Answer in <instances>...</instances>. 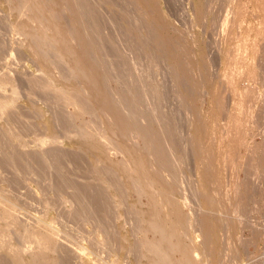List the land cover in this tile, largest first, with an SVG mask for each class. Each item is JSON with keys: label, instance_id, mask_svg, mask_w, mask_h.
Returning a JSON list of instances; mask_svg holds the SVG:
<instances>
[{"label": "bare ground", "instance_id": "6f19581e", "mask_svg": "<svg viewBox=\"0 0 264 264\" xmlns=\"http://www.w3.org/2000/svg\"><path fill=\"white\" fill-rule=\"evenodd\" d=\"M117 1L0 0V11L5 14L1 27L4 26L11 32L9 39L0 38V65L5 67L4 73L0 75V172L4 173H0V264H27L24 256L35 259L43 252L61 257L59 254L63 247L61 250L62 245L57 241V236L60 234L54 227L55 224L59 225L61 220H68L73 223V226L74 224L76 226L77 224L91 225L92 229L88 234L93 235L94 241L101 244L102 247L94 242L103 249V252L99 250L105 253L107 258L113 256L112 252L118 249L125 250L124 253L132 255L137 260L145 258L147 264H199L196 260L199 250L193 247V240L190 239L187 244L177 239L173 241V237L177 235L183 237L182 235L185 234L187 237L186 232L190 227L194 232L197 230L201 232L199 236H202V240L199 246L209 250L207 217L191 219L186 216L187 214L182 216L177 205L176 197L181 196L184 190V182L180 177L181 170H184L182 168L185 166L183 156L188 155H184L185 151L182 152L181 149L183 154L181 156L179 147L180 154H175L174 146L177 143L175 127L171 126L168 116L161 107L164 100V86L152 73L156 71L153 68L156 64L155 57L158 56L152 57L151 51L155 49L162 52L164 41L148 33L149 30L152 31V28L148 30L145 27L146 22H143V16L140 17L142 22L139 21L135 11L133 12L135 16L131 15L128 13L132 11H129L130 8L127 10L125 6L119 5L124 1L120 0L119 3ZM132 1L129 0L131 3ZM127 3L124 2L123 5ZM104 4L114 7L121 15L117 18L121 17L123 26H121L122 23L119 27L117 26L118 31L112 27L115 32H118L117 38H119L116 41L104 32V21L99 14L103 11L99 12ZM104 8L107 7L104 6ZM137 9L140 10V7ZM153 11L151 9L150 12L153 14ZM114 15L113 12L109 16L114 18L118 14ZM115 19L111 20L113 24L118 21ZM120 26L123 29L119 30ZM120 42L126 46H120ZM167 43L166 41L165 45L169 50L171 44ZM106 44L109 45V51L106 50ZM17 50L26 53L28 59L30 58L36 65V69L27 78L29 80L28 98L31 99L29 94L34 96L33 94L37 91L44 101L39 108H36L35 102L29 100V110L26 113L18 110L20 93L14 82L12 67H9L17 62L18 56L15 55ZM174 50L173 48L169 50L172 56H176ZM5 52L8 53V58L5 57ZM108 52L114 53V57L110 58ZM142 54L147 56L146 62L142 61ZM11 56L14 57L12 60ZM161 56L162 53L159 54V58ZM162 57L165 55L163 54ZM178 63L180 64L181 61ZM204 65L202 62L201 70ZM182 67L181 71H178L179 76L176 74V79L178 81L183 79L180 82L184 79L192 82L188 74L189 69L183 64ZM206 76L207 74L203 73V77ZM71 80H74L75 84ZM184 85L186 86L187 83ZM191 91L190 88L187 90V92ZM180 92L179 97L184 96ZM244 93L245 101L254 100L255 92L251 88H247ZM182 100L186 99L183 97ZM94 110L99 113L101 121ZM88 113L93 114L94 119V116L98 117L96 119L100 122V127L93 125L95 120L91 118L92 116L89 115L91 120L85 118ZM256 118L258 127L261 126V130L264 131V106ZM231 120L230 128L235 129L236 126L241 127L243 124L241 117L234 116ZM37 126L44 128V134L37 133L39 132L35 130ZM237 127L238 132L241 129ZM60 139L69 142L76 140L80 146L93 147L92 149L102 154L101 157L96 155L94 166L86 167V171H83L84 175H81V171L79 172V177L85 179L84 181H78L75 178L78 175L65 168L64 158L71 156L73 159L71 160L79 164L80 156L74 153L69 154L68 151L61 149ZM182 139L180 138L179 141ZM229 140L232 139L229 138ZM238 144L242 145L241 139ZM109 147L114 150L115 155L120 154L121 158L115 159L114 156V158L110 156ZM250 151L247 161L253 164L252 168L255 169L257 166L264 168V160L258 155L259 152H264V139ZM141 155L148 161L149 168L146 167V162ZM261 174L263 173L258 175L261 176ZM45 180L48 182L45 183ZM236 183L233 184L235 185L233 187L234 207L235 211L240 212L241 215V212L247 211L248 202L254 193L248 181ZM32 184L36 185L35 188L40 191L38 203L44 209L41 216L43 219H34L35 223L25 222L26 219L21 220L17 214L20 201L16 195L22 193L23 189H30ZM259 190L264 197V177ZM131 192L147 198L146 212L137 210L133 205L135 203L127 206L125 201ZM198 195L209 199L200 191ZM70 198L75 204H73L74 207L70 205V208H61L62 205L65 207L71 204ZM137 201L141 203L140 198ZM166 209L169 211L167 214L164 213ZM262 209L264 213V208ZM249 210L251 211L250 208ZM176 211L178 216L184 217L185 222L179 231L169 226V223L167 224L169 213L174 214ZM116 221L121 222L122 226H129L132 242L127 247L119 244V232L113 226ZM258 225L255 222L250 226L251 240L248 238L247 243L257 245L262 240L264 224L262 227ZM14 237L18 239L17 244L14 243ZM59 237L61 240V235ZM238 238L241 239L240 236ZM244 242H241V245L245 246ZM96 252L99 253L98 250ZM125 256L126 254H124V260ZM65 258L51 261L54 264H67ZM109 262L121 264L118 255ZM34 264L38 263L34 262Z\"/></svg>", "mask_w": 264, "mask_h": 264}, {"label": "rangeland", "instance_id": "374dc122", "mask_svg": "<svg viewBox=\"0 0 264 264\" xmlns=\"http://www.w3.org/2000/svg\"><path fill=\"white\" fill-rule=\"evenodd\" d=\"M118 1L120 2V0ZM118 1L117 3H119ZM122 1L125 3L129 2V0ZM133 1L132 3H127V5L129 4L128 7L126 4L123 5L124 2L119 5L125 6L127 10L130 8L129 11H132L128 13H131V15H134L133 12L135 11L136 18H138L139 21H141L140 17L143 16L142 20L146 22L145 27L148 28V30L152 28V31L149 30L148 33L154 34L164 41V46H162V49H164L162 52L155 49L151 51L153 54L155 53L154 55L152 54V57L155 55L158 56L155 57L156 64L153 68V70L156 71L152 73L155 74L156 78L158 77L164 86L165 93L161 107L168 116L171 126L175 127V139L177 140V143H175L176 146H174V150L176 151L175 154H180L182 149V152H186V154L185 152H183V154L188 155L183 156V160L185 161L182 160L185 166L182 168L184 170H181L180 177L184 182V190L181 196L176 197L177 205L182 212V216L187 214L186 216H189L191 219H193V217L200 219L202 216L207 217V232L208 236H210L208 237L210 241V243L208 241L210 245L208 248L209 250L199 246V242L202 240V236H199L201 232L198 230L194 232L191 227L187 229V237L185 234L182 235L183 237L177 235L173 237V241L177 239L179 241L181 240V243L187 244L190 239L193 240V247L199 250V253L196 255V260L199 261V264H259L261 251H263L262 247L264 246V236L257 245H252V243L249 244L247 242L249 239L251 240L250 226L255 222L259 224L258 227H262L264 224V213L263 209L261 210V208H264V197H262L263 195H261L259 190V185H261L264 177V168L260 166V168L258 166L255 169L252 168L253 164L249 163L247 158L248 152L264 139V131L261 130V126L258 127L256 122L257 114L262 106H264V0H138L137 3L136 0ZM138 3L140 4L139 6L137 5ZM104 6L107 8L105 9ZM104 6L102 5L100 7L101 10H99V12L103 10V13L101 12L99 14L104 21V32L111 38L113 37L116 41V39L119 38H117V29L121 23V26H123L121 17L117 18L121 15L114 7L107 4H104ZM135 6L140 7V10ZM149 8L150 10H148ZM135 9H137L138 12ZM151 9L154 10L153 14L150 12ZM113 12L115 14L114 16L118 15L114 18L112 17V19L109 15L113 14ZM105 16L109 18L107 19ZM4 18L5 14L0 11V38L2 40H7L11 36V32H9L8 28L4 26L1 27ZM115 18L118 19L119 22L116 21ZM114 19L117 25L112 23ZM121 26L119 30L123 29ZM112 27H115L114 29L117 31L115 32ZM119 35H121L120 32ZM166 41L168 42L167 44H171V48L176 50H174L176 56L170 54L169 50L171 48L168 46L170 49H167L165 45ZM120 44L122 47L126 46V44L123 45L121 42ZM108 48L109 45L106 46V50ZM109 50L110 49L107 51ZM19 51H15V55L18 56V59L15 57L17 62H15V65H10L9 67H12L14 82L20 93L18 110L26 113L29 110L30 101L33 100V102H35V105H37L36 108H39L44 101H42V96L37 91H35L36 94H33L34 96L29 94L31 99L28 98L29 80L27 78L31 72L36 69V65L30 58L28 59L26 53L21 50ZM108 53L110 54V58H112L114 53ZM158 53L160 55L162 53V56L164 54L166 58L161 56L160 58L164 59H160ZM7 55L8 53L5 52V57L8 58ZM22 56L25 59H23ZM141 56L142 61L146 62L147 56L143 54ZM13 58V56L10 57L11 60ZM180 61L181 63L179 64L178 62ZM202 62L205 65L201 70ZM182 64L184 67L187 66L189 69L188 74L192 79V82L184 79L185 82H183L184 84L187 83L186 86L183 82H180L183 79L179 81L176 79V74L179 76L178 71H181L180 68ZM0 69V75H2L5 67L0 65ZM203 73L207 74V76L203 77ZM71 81L75 84L74 80ZM68 83L69 82H67V84ZM182 85L185 90H183L184 88ZM189 85V88L192 90L191 92H187ZM247 88H251L253 92H255L254 100H252L253 102L245 101L246 96L244 92L247 91ZM179 91L184 95L180 97L182 99L184 97L187 102L179 97ZM183 102H186V104H183ZM145 106H147V104H145ZM95 111L96 110H94V112ZM95 113L99 116L97 111ZM95 113L94 115H96ZM89 115L93 118V114L88 113L87 116L85 115L87 120H91ZM234 116L241 117L243 120L241 127L236 126L238 129H241L238 132L236 127L235 129L229 127L230 122V125H232L233 119L231 120V118ZM94 117L95 119H93L95 122H97L98 119L100 120V116L99 118L97 116ZM20 118V120H22L21 116ZM98 122L96 124L99 125L94 123L93 125L100 127V122ZM36 129L40 132H37L39 135L44 134L43 131L45 130L43 127L37 126L35 130ZM59 133L61 132L59 131ZM178 134L182 137H179ZM229 135L231 137H228ZM178 137L179 139L183 138L182 141H179ZM229 138L232 140H229ZM239 139L242 140V145L238 144ZM60 143L61 149L68 151L69 154L74 153L80 156L79 164L74 163L71 156L64 158L65 162H63L68 171H73L78 175V177L74 175L78 181H84L85 179H81L79 174L82 172L81 175H84L86 167L91 168L94 166L96 155L101 157L102 154L92 149L93 147L89 148L87 145L83 147L80 146L76 140L69 142L60 139ZM178 147L180 148V153ZM109 152L111 153L110 156H114L115 159L121 158L120 154L116 153L115 155L111 147H109ZM183 154L181 153V156ZM258 155L264 160V152H259ZM142 159L146 162V167L149 168L146 158L142 156ZM260 173L263 174L259 176ZM237 180L239 181L237 182L238 184L248 181L250 189L254 193V196H252V199L248 202L249 207L247 211L245 213L241 212V215L240 212L235 211L234 207L235 194H233V187L235 185L233 184H235ZM46 182H48V180H45V183ZM35 186L36 185L32 184L30 189H23L22 193H17L18 196L16 195V198L20 201V204L18 203L19 213L17 212V214L21 220L24 221L26 219L25 222L35 223L34 219H43V217H41L43 216V207L41 208L40 203H38L41 194ZM199 191L208 196L209 199L199 197ZM140 196L141 195H137L136 192H131L126 198L125 203H127V206H132V204L135 203L133 205H135L137 210L140 209V211L146 212L147 198ZM138 198H140L141 203H138ZM69 200L72 201L71 204L65 207L62 205L61 208L74 207L75 204L73 200L71 198ZM167 211L166 209L164 213L167 214ZM37 213L39 214L37 215ZM167 218V224L169 223L168 225L173 226L177 231L181 230L182 224H185L184 217L178 216L177 211L174 214L169 213ZM65 221L61 220L60 222L62 223L59 222V225L55 224L54 226L58 234L61 235V240H59L60 235L57 236L58 243L62 245L61 250L63 247L62 252L60 251L61 254H59L61 257L57 256V254L48 252L40 253L35 259L24 256L27 264H34V262L38 264H54L51 260H59V258H65L67 256L68 257L65 258L67 264H110L109 261L115 259L116 255L120 258L121 264H147L145 258L137 260L135 257H132V255L124 253L126 252L125 250H114V252H112L113 256L107 258L105 253H101L103 249L97 246L100 245V247H102L101 244L94 241L93 235L91 236V234H88L92 229L91 225L83 226L82 224H77L76 226L74 224L73 226V223H70L68 220L66 221V225H64ZM113 224L112 225L115 226V229L119 232V244L127 247L128 244L132 242L129 226H122L119 221ZM78 225H80V227H78ZM113 226L112 228L114 229ZM239 236L242 240H239ZM123 238L126 241L123 240ZM13 240L14 243H18L16 237H14ZM94 242H96L97 245L94 244ZM241 242H244V244L246 243L245 246L241 245ZM83 250L84 252H82ZM97 250L100 254L96 252ZM124 254L127 256H125V260L123 259ZM14 260L16 261L18 259Z\"/></svg>", "mask_w": 264, "mask_h": 264}, {"label": "built area", "instance_id": "2783aa9c", "mask_svg": "<svg viewBox=\"0 0 264 264\" xmlns=\"http://www.w3.org/2000/svg\"><path fill=\"white\" fill-rule=\"evenodd\" d=\"M259 264H264V248H263V251L261 252V256L259 258Z\"/></svg>", "mask_w": 264, "mask_h": 264}]
</instances>
